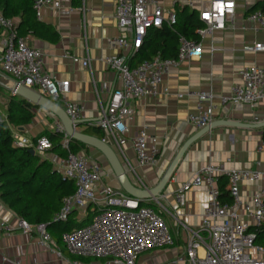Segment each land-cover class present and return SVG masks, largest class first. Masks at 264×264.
Returning a JSON list of instances; mask_svg holds the SVG:
<instances>
[{
	"label": "built area",
	"instance_id": "2783aa9c",
	"mask_svg": "<svg viewBox=\"0 0 264 264\" xmlns=\"http://www.w3.org/2000/svg\"><path fill=\"white\" fill-rule=\"evenodd\" d=\"M167 1L117 0L115 17L122 35L111 39L109 45L120 52L138 53L150 29L173 28L178 24L174 6L198 11L202 27L196 33L201 40L226 30L234 23L237 11L235 0H170L172 8L167 7ZM60 7L59 0H36L33 6L38 19L42 18L43 10ZM249 20L254 25L255 33L264 32L263 12L253 13ZM17 28L16 21L6 18L0 9V29L5 33L0 70L12 78L14 84L33 90L54 103L64 101L69 94L70 83L45 72L42 51L29 47L24 39H19ZM243 50L264 53V44L258 43ZM203 52L201 42L182 37L178 57L174 59L158 56L131 68L124 56L107 58V68L118 74L122 85L112 91L107 107L102 108L97 123L105 134L102 140L109 144L107 141L110 139L109 145L115 146L124 159L125 148L132 145L137 165L141 168L157 166L160 146L156 137L141 129L136 137L128 138V122L134 115L130 103L146 97L157 98L165 75L186 61L200 59ZM73 60L80 62L77 58ZM82 64L89 68V59L82 61ZM240 80L241 83L234 85L228 96L220 97V102L250 109L263 104L264 66L252 65L244 69L240 73ZM196 97L197 108L188 116V122L196 129L203 130L215 121L216 96L212 91H204L197 93ZM64 110L72 121H78L82 120L85 108L79 103L65 102ZM53 132L63 135V148L68 152L67 157H55L53 161L60 162L62 176L74 184L75 192L64 198L60 211L52 221L56 224L69 223L79 211H88L92 215L84 226L63 234L62 241L71 255L97 264H264V246L257 243L256 233L264 227L263 171L226 169L213 164L202 167L176 195L179 205L183 207L190 189L207 187L209 201L201 225L197 230L187 229L185 249L170 259L159 261L157 258H147L145 254L169 251L176 245L174 236L160 216L164 212L172 216L163 207L162 197L140 200L119 187L107 184L103 180L102 162L86 152L73 154L70 151L71 138L58 118L53 124ZM13 137L16 145L34 150L41 159L46 158L53 149L47 136L33 141L16 132ZM263 149L264 146L259 147L258 152ZM221 178L228 180L230 203L221 199L218 186ZM245 182L261 183V188L249 201H245L241 194L240 187ZM137 186L147 189L142 185ZM153 207L159 209L160 215ZM17 231L37 235L43 245L50 247L51 234L47 224L31 225L21 219L12 224L0 220V236H9ZM72 264H80V261L75 260Z\"/></svg>",
	"mask_w": 264,
	"mask_h": 264
},
{
	"label": "crops",
	"instance_id": "0c3cea01",
	"mask_svg": "<svg viewBox=\"0 0 264 264\" xmlns=\"http://www.w3.org/2000/svg\"><path fill=\"white\" fill-rule=\"evenodd\" d=\"M59 9H45L42 18L37 20L56 33L57 42L29 35L24 38L29 47L41 50L44 56L45 72L61 81L70 83L69 94L64 101L58 103L63 109L65 102H75L84 106L82 120L86 124L77 130L81 133L88 127H97L102 108H106L112 91L121 87L122 83L116 72L106 66V59L115 56L127 58L131 68L139 66L140 58L130 52H120L109 45L111 39L122 35L115 17L117 0H59ZM237 4L234 23L226 30L217 32L204 40L199 37L203 46L200 59L186 61L171 69L164 77L157 98L146 97L130 103L134 110L133 119L128 122V138L136 137L141 129L159 141L160 156L157 166L141 168L137 165L132 145L125 148L126 159L114 146L118 158L125 168L130 180L137 184L154 189L157 187L170 166L174 162L184 144L200 130L188 122V116L197 108V93L212 91L216 96L217 123L208 133L194 142L186 151L170 181L161 192L162 202L172 215L176 238L175 248L156 253L159 259L166 260L185 249L188 230L199 229L204 210L209 201L206 186L193 187L186 193V205L180 206L176 195L183 185L190 183L197 172L207 164L223 166L226 169H259L264 172V128H243L221 125V122H233L255 126L264 123V103L256 109L245 106L223 105L220 97L228 96L231 88L241 83L240 73L252 65L264 66V53L245 52L243 49L258 43L264 44V32L255 33L254 25L249 17L264 11V0H235ZM172 8V2H166ZM187 7L174 6L177 15ZM264 13V12H263ZM36 15V14H35ZM19 25L18 19H13ZM5 33L0 29V55L3 50ZM195 41L193 39H189ZM137 55V56H136ZM79 59L75 63L73 59ZM89 59L90 67L85 68L82 61ZM0 77L9 79L5 84L0 81L3 90L14 85L12 78L0 70ZM56 117L40 108L35 110V118L24 132L20 133L29 140H36L53 132ZM105 137V134H104ZM107 142H111L108 139ZM111 144V143H109ZM112 147V146H111ZM90 156L101 162V154L93 149ZM62 157L58 152L50 151L41 159L51 165L57 178L64 180L60 162L53 159ZM128 162L131 164L130 168ZM103 180L118 187L112 171L103 169ZM223 202L230 203L231 197L228 180L221 178L218 183ZM261 188L260 182L243 183L240 187L245 201ZM229 194V197L224 195ZM154 202V201H153ZM148 204H151L148 203ZM90 213L79 211L75 219L80 223H88ZM91 216V215H90ZM0 220L16 223L19 217L1 200ZM186 227V228H185ZM181 231L183 233L181 234ZM50 247L42 244L37 235H28L20 231L0 236V264H72L73 257L64 247L62 226L52 227ZM60 253V255H58ZM157 258V257H156ZM6 259L7 261H4ZM80 261V260H79ZM80 264H97L94 261H80Z\"/></svg>",
	"mask_w": 264,
	"mask_h": 264
},
{
	"label": "trees",
	"instance_id": "16d2710c",
	"mask_svg": "<svg viewBox=\"0 0 264 264\" xmlns=\"http://www.w3.org/2000/svg\"><path fill=\"white\" fill-rule=\"evenodd\" d=\"M35 2L36 0H0V9L6 18L19 20V39L33 35L56 43V33L37 20L33 8ZM200 27L202 23L196 14L185 8L179 11L178 24L175 27L150 29L137 53L140 58L139 65L158 56L162 59L177 58L180 39L185 37L199 42L196 30ZM37 109L38 106L17 95H10L4 104H0V197L19 219L31 225L47 224L50 230L52 227L61 226L62 223H53V217L60 211L64 198L74 194L75 186L71 181L57 178L51 165L37 155L32 156L30 149L15 144L13 130L32 124ZM83 133L99 139L104 138V132L98 127H88ZM47 137L53 144L52 151L58 152L62 158L67 157L68 152L63 148V135L48 133ZM69 147L73 154L88 149L86 145L72 139ZM224 196L229 197V194ZM90 215L88 218L91 220ZM84 225L74 215L65 224L64 234ZM256 233L257 243L264 246V227ZM72 257L73 260L91 261L73 255Z\"/></svg>",
	"mask_w": 264,
	"mask_h": 264
},
{
	"label": "water",
	"instance_id": "95a60500",
	"mask_svg": "<svg viewBox=\"0 0 264 264\" xmlns=\"http://www.w3.org/2000/svg\"><path fill=\"white\" fill-rule=\"evenodd\" d=\"M11 90L14 95L26 99L27 101L44 109L45 111L51 113L56 118H58L62 122L67 134L72 140L78 141L86 145L87 147H90L98 151L109 164V167L112 173L114 174V177L117 180L118 187L123 189L130 196L140 200L160 198L162 196L161 192L164 190V188L170 181L176 168L178 167L179 163L181 162L182 158L184 157L189 147L199 138H201L203 135L208 133L217 124V123H213L210 127L200 130L199 133H197L195 136H193L184 144V146L178 153L177 157L175 158L174 162L170 166L169 170L167 171L166 175L162 179L161 183L157 187H155L154 189H141L130 180L125 168L123 167L120 159L118 158L116 152L114 151L113 147H111V145L104 142L102 139L81 133L77 130L80 126L86 124L85 121L83 120L72 121L67 116L65 110L57 103H54L53 101L41 96L40 94L36 93L33 90L27 89L24 86L19 85L18 83H15L11 88ZM218 124L229 127H243V128H255V129L264 128V123L255 126L242 125L233 122H221ZM19 130L20 132H24L25 129L21 128ZM29 152L32 156H35L34 150H29Z\"/></svg>",
	"mask_w": 264,
	"mask_h": 264
},
{
	"label": "rangeland",
	"instance_id": "374dc122",
	"mask_svg": "<svg viewBox=\"0 0 264 264\" xmlns=\"http://www.w3.org/2000/svg\"><path fill=\"white\" fill-rule=\"evenodd\" d=\"M0 81H2L3 83H5V84H8V85H10V83L8 82L9 81V79H5V78H3V77H0ZM13 87V86H12ZM11 87V88H12ZM0 89H1V93H0V104H4L7 100H8V95H9V90H3V88L2 87H0ZM80 129H81V126L79 127ZM111 143V142H110ZM113 148H114V146L113 145H111ZM88 149H85V150H83L82 152H86V154L87 155H89L90 156V152H89V150L90 149H92V148H90V147H87ZM94 150V149H93ZM100 158V160H101V162H102V164H103V167L104 168H106V169H109V171H111V169H110V167H109V164L107 163V161L105 160V158L101 155V156H99ZM167 208H168V206L164 203V202H162ZM162 204V205H163ZM163 205V207H165ZM158 213H159V215H160V211H159V209H157V208H155V207H153ZM161 217H162V219L164 220V222H165V224H166V226L168 227V229H169V231L172 233V235L174 236V238H175V234H174V232L175 231H177V228L174 226L175 224L172 222L173 221V219H172V217H170V215L167 213V212H164V213H162L161 215H160ZM61 226H62V228H64V226H65V224H61ZM183 233V231H181V234ZM175 240H176V238H175ZM64 247L66 248V246H65V244H64ZM145 256L147 257V258H150V259H155L156 257H157V259H159V257H158V254H156V252H151V253H147V254H145ZM172 256L169 254L168 255V258H171ZM156 260V259H155ZM151 264V263H150Z\"/></svg>",
	"mask_w": 264,
	"mask_h": 264
}]
</instances>
